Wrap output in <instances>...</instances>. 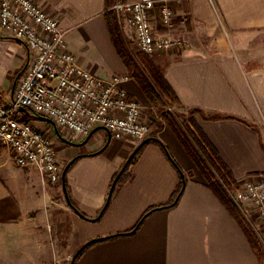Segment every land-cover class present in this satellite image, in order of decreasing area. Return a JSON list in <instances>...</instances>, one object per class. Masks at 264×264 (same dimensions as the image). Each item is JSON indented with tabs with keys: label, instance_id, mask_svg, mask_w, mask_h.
I'll return each mask as SVG.
<instances>
[{
	"label": "crops",
	"instance_id": "0c3cea01",
	"mask_svg": "<svg viewBox=\"0 0 264 264\" xmlns=\"http://www.w3.org/2000/svg\"><path fill=\"white\" fill-rule=\"evenodd\" d=\"M34 1L59 18L67 47L82 67L104 78L128 75L106 23V0ZM171 5L172 26L156 13L152 22L160 35L182 40L184 48L151 59L177 94L178 111L198 110L190 115L192 127L215 148L231 172L227 183L235 187L250 175L264 174V0H177ZM0 49L10 62L14 55L18 59L7 69V87L0 83L1 101L9 104L29 54L13 38L0 39ZM121 85L144 109L157 110L133 78ZM22 112L27 120L47 124ZM153 122L149 137L166 145L184 174L182 195L174 206L150 213L134 232L92 244L74 264H264V232L250 221L256 212L234 215L162 117ZM55 133L64 167L80 155L66 173L68 195L80 212L68 202L63 178L50 185L36 167L18 166L0 145V264H73L84 244L132 229L148 209L169 202L180 183L162 147L149 142L97 218L115 174L139 144L113 138L104 127L83 140Z\"/></svg>",
	"mask_w": 264,
	"mask_h": 264
},
{
	"label": "built area",
	"instance_id": "2783aa9c",
	"mask_svg": "<svg viewBox=\"0 0 264 264\" xmlns=\"http://www.w3.org/2000/svg\"><path fill=\"white\" fill-rule=\"evenodd\" d=\"M174 1L116 0L113 9L124 35L141 52L152 55L184 48L182 40L160 35L152 22L156 13L162 23L172 26ZM0 36L23 43L29 54L9 104L1 101L0 89V145L9 148L18 166H34L45 180L61 181L64 166L55 146V131L70 140H83L96 127L135 144L149 137L152 125L144 107L121 85L129 76L104 78L82 67L67 47L59 18L34 0H0ZM21 107L49 121L39 124L22 118L17 115ZM225 187L244 212L257 213L264 228V174Z\"/></svg>",
	"mask_w": 264,
	"mask_h": 264
},
{
	"label": "trees",
	"instance_id": "16d2710c",
	"mask_svg": "<svg viewBox=\"0 0 264 264\" xmlns=\"http://www.w3.org/2000/svg\"><path fill=\"white\" fill-rule=\"evenodd\" d=\"M115 1L116 0H106V8H105L104 16L106 19V23H107L112 41L116 47V50H117L120 58L122 59L124 65L128 69V76L130 78H133L137 82V84L140 86L141 90L143 91L144 95L146 96V98L148 99V101L150 102V104L152 106L159 107L162 104H164V105L167 104L169 107H173V108L181 106V102H180L177 94L175 93V91L171 87V85L168 83L166 78L164 77V74L162 73V71L160 69H158L156 67V65L150 59L143 61L144 70H142L136 64L133 57L129 54V52L127 50V46L119 34V28H118V24H117L116 14H115V10L113 9V5H114ZM122 1H126V0H122ZM197 111L198 110H196V109H192L190 111V114L193 115ZM29 113H31V112H29ZM175 113L176 112L165 109L163 111L162 117H164L163 119L166 122V124L172 129L174 134L177 136V138L183 144L186 151L188 152V154L192 158L193 162L196 164V166L198 167L200 172L204 175L209 186L214 189V191L216 192L218 197L222 200V202L225 204V206L234 215H238L240 213V210L231 200L226 188L224 187V183H223V181H226L228 179L233 180L231 172L229 171L227 166L224 164L223 160L220 158L219 154L217 153L215 148L212 146V144L198 130V128H195L194 132L192 133V137L195 140L196 144L201 148L202 152L205 155H207V159L210 161L212 167L218 171L219 178H217L215 173L212 171L211 167L209 168L206 159H204L202 156H200L198 154V151L195 150V147L189 142L188 138L186 137L184 132L181 130L179 123L177 122V120L174 116ZM206 118H208V119H220V118H224V117H222V116H206ZM190 120L192 122L191 124L194 126L192 118H190ZM149 142H155V143L159 144L162 147V149L164 150V152L168 155V157L170 158L172 163L176 166V168L178 169V171L180 173L181 180H180V183H179L172 199L165 204L155 206V207L148 209L142 215V217L140 218L138 223L132 229H130L126 232L113 234V235H110V236H107L104 238H97V239H94V240L87 242L75 254L74 259H73V264H74L75 260L84 252V250L86 248H88L89 246H91L92 244L99 242V241H102V240H106V239L116 237L118 235L132 233L143 223V221L146 219V217L150 213H152L158 209H161V208L174 206L178 202L180 196L183 193L185 183H186L184 174H183L181 168L179 167V165L177 164V162L172 158V156H171L168 148L166 147V145L162 141H160L158 138L149 137L145 143H143V144L140 143L137 146V148L130 155V157L128 158L126 163L123 165V167L120 169V171L115 174L111 188H110V192H109V195H108V198L106 201V204L104 205L103 209L100 212V215L97 218H99L102 215L103 211L107 208L116 187L119 184L123 183L127 178H129L128 173H129V168H130L131 164L134 163L136 156L138 155L140 150L144 147V145L149 143ZM101 150L94 152L93 154H96V153L100 152ZM79 157H80V155L74 157L64 167L65 174L62 175V178H63V183L65 186H67L66 185L67 184L66 173ZM63 173H64V171H63ZM69 199H70V204L78 212H80L70 197H69ZM81 214L84 215L83 213H81Z\"/></svg>",
	"mask_w": 264,
	"mask_h": 264
},
{
	"label": "rangeland",
	"instance_id": "374dc122",
	"mask_svg": "<svg viewBox=\"0 0 264 264\" xmlns=\"http://www.w3.org/2000/svg\"><path fill=\"white\" fill-rule=\"evenodd\" d=\"M116 14V12H115ZM116 19H117V24H118V28H119V34L121 36V38L124 40V43L126 44L127 46V50L129 52V54L133 57V59L135 60L136 64L142 69L144 70V66H143V61H146V60H151V55H148V54H145L143 52H141L135 45H134V42L130 39V38H127L124 33L122 32L121 30V27L119 25V22H118V17H117V14H116ZM3 37L0 36V39H2ZM1 49H0V83L3 85V86H6L7 83L9 82V73H8V68L9 67H13V66H16L17 62H18V59L17 57L14 55V59L10 62V59L9 57L1 54ZM153 62V61H152ZM154 63V62H153ZM157 67V66H156ZM158 68V67H157ZM159 69V68H158ZM22 71V70H21ZM128 71V69H127ZM20 74V73H19ZM19 76V75H18ZM17 76V77H18ZM16 83V82H15ZM7 87V86H6ZM8 93V92H6ZM165 109H168L170 111H173V112H176L174 114L177 122L179 123V126L181 128V130L184 132V134L186 135V137L188 138L189 142L195 147V150L198 151V154L200 156H202L204 159H206L207 161V164L209 166V168L211 167L212 171L215 173V175L217 176V178H219V174H218V171L215 170L210 161L207 159V155H205L201 148L196 144L195 140L193 139L192 137V133L194 132V129L192 127V122L190 120V112L188 114L186 113H183L181 111H178V107H169L167 104H162L160 105L159 107H157V110L156 111H148L147 109H144V114L146 115V117L148 118L147 120H150L151 122V125L153 127V119L155 118H159V117H162V114H163V111ZM17 115H20L22 116V118H25L27 119L26 117V114L23 113L22 111H17ZM164 117H162V120ZM148 138V137H147ZM141 143V142H140ZM139 143V144H140ZM2 146V145H1ZM9 149V148H8ZM57 149V148H56ZM57 152H58V149H57ZM47 181V180H46ZM227 181V180H226ZM226 181H223L224 183V187L225 185H228L230 187V184H228ZM50 183V185H53L52 182L50 181H47ZM238 186V185H237ZM226 188V187H225ZM231 188V187H230ZM228 192V190H227ZM229 193V192H228ZM230 195V193H229ZM238 207V206H237ZM238 209L240 210V212H244L241 208L238 207ZM248 212H255L254 210H250ZM245 220L247 221L248 219L245 217ZM252 220V222L255 223V226H259L260 229L264 232V228L261 226V222L259 220V217L256 213L253 214V216H251V219L250 221ZM247 223H249L247 221ZM250 224V223H249ZM263 236V239H264V235Z\"/></svg>",
	"mask_w": 264,
	"mask_h": 264
},
{
	"label": "water",
	"instance_id": "95a60500",
	"mask_svg": "<svg viewBox=\"0 0 264 264\" xmlns=\"http://www.w3.org/2000/svg\"><path fill=\"white\" fill-rule=\"evenodd\" d=\"M21 110H22V111H24V110L26 111L27 109L24 108V107H21ZM38 118H40V119H42V120L49 121L48 118L43 117V116H38ZM93 131H94V130H93ZM93 131H92V132H93ZM92 132H91V133H92ZM147 140H148V138H146L145 140H143V141L141 142V144L145 143ZM64 174H65V170H64L63 175H64ZM64 191H65L66 198H67L68 202L70 203L69 195H68V193H67V189H66V186H65V185H64Z\"/></svg>",
	"mask_w": 264,
	"mask_h": 264
}]
</instances>
